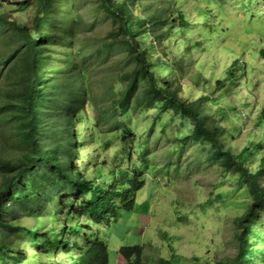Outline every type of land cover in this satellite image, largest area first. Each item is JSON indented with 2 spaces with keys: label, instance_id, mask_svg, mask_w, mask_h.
Masks as SVG:
<instances>
[{
  "label": "rangeland",
  "instance_id": "rangeland-1",
  "mask_svg": "<svg viewBox=\"0 0 264 264\" xmlns=\"http://www.w3.org/2000/svg\"><path fill=\"white\" fill-rule=\"evenodd\" d=\"M21 1L0 0V98L8 76L4 59L14 50L19 52L22 42L21 35L8 21L30 24L35 12L34 4ZM125 1L133 18L122 25L116 14L101 6L99 0H52L50 37L44 41L50 57L43 63L46 70L41 79L42 89L47 82L48 89L55 90L58 72L62 79L64 52L71 56L69 62L76 61L84 73L85 92L81 93L82 107L76 123L78 168L88 175L95 168L104 167L132 172L129 155L135 168L145 174L134 207L120 210L109 227L98 225L108 243L107 264H125L117 252L121 244H142V259L147 264L175 254L224 264L223 260L233 257L237 249L234 219L252 199L246 182L238 173L206 159L209 145L191 140L192 127L180 114L158 103L148 104L142 79L136 78L131 89L126 115L110 101L128 81L121 77L122 73L133 75L131 69L136 60L130 44L140 40L145 59L142 61L138 54L137 60L145 62L150 57L152 70L162 79L175 80L173 86L179 87L180 96L200 99L207 118L222 127L218 138L224 147H230L236 156L247 154L245 166L264 167V54L260 53L264 52V0ZM157 15L163 23L154 21ZM123 27H131L133 36L127 35ZM175 58L179 66L173 63ZM241 62L248 63L245 76L239 69ZM231 68L233 79L227 81ZM82 88L79 80L78 90ZM62 92L58 90V95ZM93 102L107 109V121L94 123ZM58 107L60 111L61 106ZM39 109L41 124L54 119L52 97L48 104L42 101ZM11 125L9 115L0 114V157L19 154L20 149L10 137ZM125 130L128 140L122 145L120 139H124L121 136ZM143 160L145 167L141 166ZM257 181L264 188V169ZM59 184L61 189L53 187L48 191H59L57 196L63 194L67 189L61 181ZM217 194H221L220 199ZM26 200L21 201V209L10 202L12 209L4 216L6 222L22 227L38 223L40 232L51 223L57 224L53 220L60 214L47 215V211L57 210L56 199L47 200L40 193L37 198H30V208ZM256 221L252 228L264 230L261 219ZM252 238L256 242L252 250H257V255L251 256L258 262L259 255L264 259V233L261 239ZM33 245L25 233H19V247L28 260H46L44 252H35ZM64 256L63 252L57 253L54 259L63 264Z\"/></svg>",
  "mask_w": 264,
  "mask_h": 264
},
{
  "label": "trees",
  "instance_id": "trees-1",
  "mask_svg": "<svg viewBox=\"0 0 264 264\" xmlns=\"http://www.w3.org/2000/svg\"><path fill=\"white\" fill-rule=\"evenodd\" d=\"M21 3L34 4L35 12L30 24L8 21L21 35L22 42L19 44V52H10L3 62V65L7 64L8 76L4 95L0 98V114L9 115L12 122L10 137L14 138L20 150L17 157H0V173L3 176L0 180V264H60L54 256L61 252L65 253L63 264H107L108 243L101 236L102 231L98 225L109 227L116 220L120 210H131L134 207L137 192L144 186L145 174L135 168V161L129 155L128 163L134 166L132 172L121 168L97 166L98 169L95 168L88 175L82 168H78L75 160L78 135L76 123L79 122L77 114L82 107L81 93L85 92L84 73L76 61L69 62L71 56L64 52V65L60 72L62 79L60 80L58 72L53 84L55 92L48 89L47 82L45 89L41 88L42 72L46 70L43 63L50 57L48 45L44 41H48L50 37L49 30L53 20L50 15L52 0H22ZM99 3L116 14L122 25L132 21L131 8L125 0H99ZM55 21L54 17V24ZM138 21L140 22L139 19ZM154 21L163 23L160 15H157ZM123 29L127 35L133 36L131 27ZM141 46L140 40L130 44L133 51L131 55L136 60L131 69L133 75L122 73L121 77L127 78L128 81L121 91L113 96L110 105L118 106L121 113L126 115L131 89L136 83V78H140L145 83L144 99L148 104L158 103L162 108L170 107L173 113L180 114L190 123L191 140L209 145L206 159L219 163L225 170L238 173L239 178L246 182L252 196L244 211L234 219L237 249L233 257L223 260L224 264H264L261 255L258 262L253 261L251 256L252 253L257 255V250H252V245H256L252 236L261 239V234L264 233L262 228L259 231L252 228L258 223L256 218L261 219L260 225L264 227V188L257 181L264 167L248 168L244 164L247 154L243 152L236 156L230 147H224L218 138L222 127H218L214 119L207 118L200 99L187 100L180 96L179 87L173 86L175 80L162 79L152 70L150 57L145 62L137 60L138 54L142 61L145 59ZM160 62L163 64L164 61L160 59ZM173 63L179 66L177 58ZM239 69L245 76L248 63L241 62ZM233 72L234 69L231 68L226 77L227 81L233 79ZM79 80L82 81V91L78 90ZM60 89L63 91L61 96L58 95ZM50 97L55 106L54 119L41 124L39 104L42 101L48 104ZM58 106H61L60 111ZM93 106L96 112L94 123L107 121V109H101L96 102H93ZM261 113H264V110ZM127 135V130L122 132L121 137L124 139H120L121 144L127 142ZM145 165L146 161L143 160L141 166ZM165 169H168V166ZM33 170H36L35 174L32 173ZM60 181L67 190L59 196V191L50 193L48 190L53 187L62 188ZM36 189L44 192H37ZM40 193L47 200L56 199L54 206L57 210L47 211L48 216L56 217L60 214V217L53 220L56 225L51 223L40 232L38 223L36 226L22 227L12 221L6 222L4 216L11 212V201L12 206L16 203L21 209V201L27 199L26 203L30 208V198H37ZM217 196L221 198V194ZM36 215L41 216L38 212ZM20 232L25 233L28 241L34 243L35 252L40 249L48 258L29 261L28 255L19 247ZM143 247L142 244H121L117 252L125 264H147L142 259ZM153 264L209 263L199 256L183 258L175 254L171 258L158 257Z\"/></svg>",
  "mask_w": 264,
  "mask_h": 264
}]
</instances>
